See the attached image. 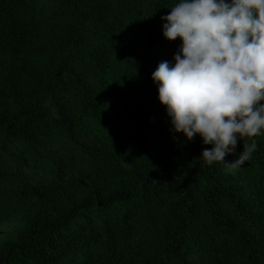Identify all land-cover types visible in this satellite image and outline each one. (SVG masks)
<instances>
[{"label": "trees", "instance_id": "obj_1", "mask_svg": "<svg viewBox=\"0 0 264 264\" xmlns=\"http://www.w3.org/2000/svg\"><path fill=\"white\" fill-rule=\"evenodd\" d=\"M178 2L0 0V264H264V130L232 174L137 124L171 127L151 74Z\"/></svg>", "mask_w": 264, "mask_h": 264}, {"label": "clouds", "instance_id": "obj_2", "mask_svg": "<svg viewBox=\"0 0 264 264\" xmlns=\"http://www.w3.org/2000/svg\"><path fill=\"white\" fill-rule=\"evenodd\" d=\"M161 20L163 38L181 41L151 74L171 131L188 142L199 136L212 145L199 159L235 174L256 140L235 161L225 157L264 130V0H179Z\"/></svg>", "mask_w": 264, "mask_h": 264}, {"label": "rangeland", "instance_id": "obj_3", "mask_svg": "<svg viewBox=\"0 0 264 264\" xmlns=\"http://www.w3.org/2000/svg\"><path fill=\"white\" fill-rule=\"evenodd\" d=\"M162 22H158L155 27V39L157 43L158 58L162 61L172 62L173 54L179 47V40L176 43L174 41L169 42L163 38L162 35ZM102 114L105 115L106 119L114 124L116 120V114L113 110V105L108 104L103 108ZM155 113L143 112L137 117V124L140 132L145 137L150 145H154L159 141L163 135H169L172 133L171 127L167 128L159 124ZM98 143H104L103 140L95 138ZM52 158L56 162H60L64 159L63 153H52ZM18 227V219L14 218L11 221H0V244L3 243L10 235H12Z\"/></svg>", "mask_w": 264, "mask_h": 264}]
</instances>
